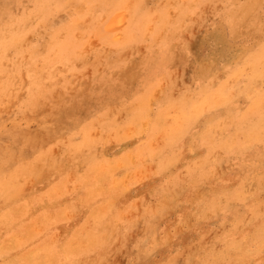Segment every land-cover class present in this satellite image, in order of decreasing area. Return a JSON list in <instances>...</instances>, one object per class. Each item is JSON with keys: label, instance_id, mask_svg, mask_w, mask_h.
<instances>
[{"label": "rangeland", "instance_id": "obj_1", "mask_svg": "<svg viewBox=\"0 0 264 264\" xmlns=\"http://www.w3.org/2000/svg\"><path fill=\"white\" fill-rule=\"evenodd\" d=\"M263 82L264 0H0V264H264Z\"/></svg>", "mask_w": 264, "mask_h": 264}, {"label": "clouds", "instance_id": "obj_2", "mask_svg": "<svg viewBox=\"0 0 264 264\" xmlns=\"http://www.w3.org/2000/svg\"><path fill=\"white\" fill-rule=\"evenodd\" d=\"M132 2V0H130V3Z\"/></svg>", "mask_w": 264, "mask_h": 264}, {"label": "bare ground", "instance_id": "obj_3", "mask_svg": "<svg viewBox=\"0 0 264 264\" xmlns=\"http://www.w3.org/2000/svg\"><path fill=\"white\" fill-rule=\"evenodd\" d=\"M214 69V68H213ZM264 83V82H263Z\"/></svg>", "mask_w": 264, "mask_h": 264}]
</instances>
